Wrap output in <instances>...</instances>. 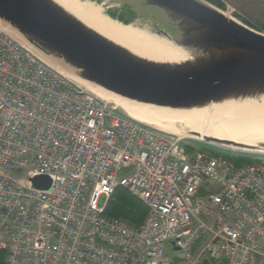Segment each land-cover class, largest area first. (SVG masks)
I'll return each instance as SVG.
<instances>
[{"label":"built area","instance_id":"obj_1","mask_svg":"<svg viewBox=\"0 0 264 264\" xmlns=\"http://www.w3.org/2000/svg\"><path fill=\"white\" fill-rule=\"evenodd\" d=\"M188 145L99 99L0 26L5 264H264V161L237 165ZM37 176L49 190L34 186ZM118 187L147 206L142 225L106 215Z\"/></svg>","mask_w":264,"mask_h":264},{"label":"water","instance_id":"obj_2","mask_svg":"<svg viewBox=\"0 0 264 264\" xmlns=\"http://www.w3.org/2000/svg\"><path fill=\"white\" fill-rule=\"evenodd\" d=\"M99 3L111 7V13L125 15L126 24L146 28L171 41L187 53V58L159 61L139 55L55 0H0V26L5 25L17 40L51 58L69 75L138 103L192 110L264 96V32L228 17L206 0ZM96 96L138 122L175 134L132 117L115 102ZM181 130L196 136L188 138L197 143L264 157V142L248 145L183 127ZM32 182L43 190H49L52 183L48 176L34 177Z\"/></svg>","mask_w":264,"mask_h":264},{"label":"bare ground","instance_id":"obj_3","mask_svg":"<svg viewBox=\"0 0 264 264\" xmlns=\"http://www.w3.org/2000/svg\"><path fill=\"white\" fill-rule=\"evenodd\" d=\"M86 24L135 53L159 61H180L187 53L164 37L151 33L135 24H126L110 16L105 4L94 0H55ZM228 17L230 14L224 12ZM233 17V16H232ZM235 18V17H234ZM236 19V18H235ZM24 43L25 41L22 40ZM26 43V42H25ZM51 67L96 95L121 106L129 115L175 134L190 132L211 135L238 143L257 145L264 142V96L254 99L229 100L205 108L174 110L138 103L116 95L90 82L68 74L51 58L43 55ZM188 132V131H187ZM185 137H194L189 132Z\"/></svg>","mask_w":264,"mask_h":264},{"label":"trees","instance_id":"obj_4","mask_svg":"<svg viewBox=\"0 0 264 264\" xmlns=\"http://www.w3.org/2000/svg\"><path fill=\"white\" fill-rule=\"evenodd\" d=\"M206 1L218 7L224 6L222 0H206ZM109 15L124 23H128V19L123 14L118 16L116 13H111L109 11ZM241 20L244 23L255 28V26L249 20L243 17H241ZM257 27H259L262 30V32H264V21L260 23V26ZM189 143H190V145H188L189 149L192 148L193 146L201 151H205L216 156L223 155L233 160L237 165L252 164V163L264 161V157L261 156L226 151L203 143H197V142H189ZM147 213H148V208L145 205V203L125 187H118L113 193V195L109 198L106 205L107 216L125 220L131 225L136 227L144 223ZM6 257H7V251L0 249V264H5ZM170 264H182V261L178 258H175ZM200 264H228V261L225 258L215 259L208 256Z\"/></svg>","mask_w":264,"mask_h":264},{"label":"rangeland","instance_id":"obj_5","mask_svg":"<svg viewBox=\"0 0 264 264\" xmlns=\"http://www.w3.org/2000/svg\"><path fill=\"white\" fill-rule=\"evenodd\" d=\"M222 2L224 5L223 7H218L214 4L212 5L216 6L217 8H220L224 12H227L228 14H230L231 16L235 17L240 21H242L241 17L249 20L255 26V28L262 31L257 26H260V23L264 21V0H222ZM105 7L107 13L109 14L110 9L112 8L107 7L106 5ZM1 26L2 28L3 27L5 28V25L1 24ZM5 30L9 32L8 28L7 29L5 28ZM10 34L13 35V37H15L14 34L12 33ZM39 55L48 63V61L43 57L42 54ZM181 135L184 136L183 133ZM168 251H171V254H173L171 247H168Z\"/></svg>","mask_w":264,"mask_h":264}]
</instances>
